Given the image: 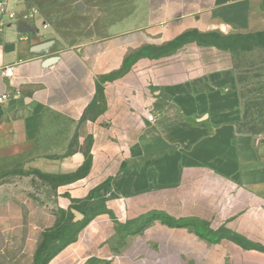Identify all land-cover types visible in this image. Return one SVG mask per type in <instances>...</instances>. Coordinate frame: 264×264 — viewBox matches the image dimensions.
Wrapping results in <instances>:
<instances>
[{
	"label": "crops",
	"instance_id": "0c3cea01",
	"mask_svg": "<svg viewBox=\"0 0 264 264\" xmlns=\"http://www.w3.org/2000/svg\"><path fill=\"white\" fill-rule=\"evenodd\" d=\"M75 1L101 24L95 37L65 46L40 8L0 0V96L10 94L0 103V172L23 173L0 182V264H38L61 212L78 218L80 203L86 212L106 207L46 264L108 261L109 222L131 219V205L155 203L154 189L175 184L217 191L225 226L264 244L263 149L239 128L226 55L208 63L191 43L137 55L193 30L264 32V0ZM21 20L37 30L21 32Z\"/></svg>",
	"mask_w": 264,
	"mask_h": 264
},
{
	"label": "rangeland",
	"instance_id": "374dc122",
	"mask_svg": "<svg viewBox=\"0 0 264 264\" xmlns=\"http://www.w3.org/2000/svg\"><path fill=\"white\" fill-rule=\"evenodd\" d=\"M26 1L40 8L50 24L48 29L53 37L65 46L95 37L97 26L101 24L100 18L81 14L75 0ZM192 37L197 40L144 48L138 54L163 56L191 43V52L207 55L208 63H216L220 55H226L225 59L231 64L238 80L237 87L242 100L239 128L257 137L264 155V32L238 33L230 37L200 32ZM103 98L100 88L98 99ZM22 174L17 171L0 172V182L8 178L21 179ZM153 191L155 203L149 201L142 205H131V219L125 218L120 222L110 220L107 227L116 233L107 237L110 243L106 253L108 261L95 257L87 264H264V244L225 226L223 222L228 210L225 211V202L222 197L217 198L218 192L211 187L199 190L198 187L175 184ZM189 200L192 201L190 205ZM84 206V203L76 205L78 218L68 216L67 211L61 212L62 226L56 235L46 238L41 249V261L75 238L91 218L106 207L102 205L86 212ZM189 213L191 216H187ZM167 220L181 221L183 225L173 226ZM199 227L204 230L203 234H212L211 237H218V240L199 236Z\"/></svg>",
	"mask_w": 264,
	"mask_h": 264
},
{
	"label": "trees",
	"instance_id": "16d2710c",
	"mask_svg": "<svg viewBox=\"0 0 264 264\" xmlns=\"http://www.w3.org/2000/svg\"><path fill=\"white\" fill-rule=\"evenodd\" d=\"M195 33H199V31L197 30H193V31H188L180 36H178L176 39H174L173 41H171L169 43V45H173V44H182V43H186V42H189V41H195L197 39H194L192 37L193 34ZM262 33V32H260ZM206 35H212V34H218V35H221L219 33H216V32H207V33H204ZM222 36V35H221ZM230 37V36H228ZM138 55V53H137ZM130 59H134V58H130ZM128 62H129V59H128ZM127 65V63H126ZM169 224L173 225V226H182L183 223L181 221H171V220H167ZM59 232V229L57 231V233ZM57 233H55L54 235H56ZM52 235V234H51ZM51 235H48V236H51ZM209 240H212V241H216L218 240V237H208ZM44 244V243H43ZM42 244V246H43ZM65 244V243H64ZM64 244L62 246H64ZM42 246L40 248V251L38 252V256H37V261H38V264H46V262L49 260V258L52 256V254H54L58 249L62 248V246L58 247L52 254H50L49 256H47L44 260L41 261V258H40V254H41V249H42Z\"/></svg>",
	"mask_w": 264,
	"mask_h": 264
},
{
	"label": "water",
	"instance_id": "95a60500",
	"mask_svg": "<svg viewBox=\"0 0 264 264\" xmlns=\"http://www.w3.org/2000/svg\"><path fill=\"white\" fill-rule=\"evenodd\" d=\"M81 5V4H80ZM19 28H20V31L21 32H26V31H32V30H37V29H34L33 27H30V25L26 22V21H23L21 20L19 22ZM50 41L48 42H44L43 44H41L39 47H42L43 49H45L46 47H48L50 45ZM41 48V49H42ZM55 57L51 58V59H54Z\"/></svg>",
	"mask_w": 264,
	"mask_h": 264
},
{
	"label": "built area",
	"instance_id": "2783aa9c",
	"mask_svg": "<svg viewBox=\"0 0 264 264\" xmlns=\"http://www.w3.org/2000/svg\"><path fill=\"white\" fill-rule=\"evenodd\" d=\"M0 6H1V3H0ZM5 73H6V75H12V70H9V69H6V71H5ZM10 96V94L9 93H5V94H3L2 96H0V103L5 99V98H7V97H9ZM147 118L150 120V121H153L154 120V116L152 115V114H149L148 116H147Z\"/></svg>",
	"mask_w": 264,
	"mask_h": 264
}]
</instances>
